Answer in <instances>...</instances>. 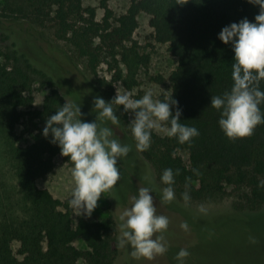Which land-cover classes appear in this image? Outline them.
<instances>
[{
	"label": "trees",
	"instance_id": "1",
	"mask_svg": "<svg viewBox=\"0 0 264 264\" xmlns=\"http://www.w3.org/2000/svg\"><path fill=\"white\" fill-rule=\"evenodd\" d=\"M100 5L104 9L101 21L97 9L85 7L84 0H0V38L6 43L0 47V119L11 134L29 117L26 131L32 140L11 151L18 188L10 196L11 212L0 222V264H78L82 259L89 264H114L121 248L111 217L76 220L67 201L38 185V180L52 171L57 157L71 162L50 143L51 134L47 138L42 134L46 119L64 100L56 89L61 58L43 45L40 29H49L54 38L67 41L97 76L105 58L115 61L127 49L140 26V14L148 13L154 40L167 44L177 58L170 76L171 92L160 99L172 96L177 100L181 122L195 126L200 134L191 144H181L175 137H163L152 130L149 148L136 149L138 158L155 169L160 182L163 170L173 169L179 202H185L184 192L189 194L188 200H203L222 195L227 185L233 186L239 200L234 216L226 219L238 218L248 234L242 212L264 208V188L258 187L264 180V123L257 125L251 136L230 140L218 125L219 112L210 106L211 96L230 90L233 83L234 53L230 44L217 38L218 33L242 18L254 21L259 6L248 0H131L126 12L116 16L108 0H101ZM137 55L144 64L150 61L149 56ZM123 56L127 60L128 55ZM36 81L53 92L42 109L22 112V108H33L29 92ZM97 82L109 86L105 79L97 78ZM126 84L132 88L135 83ZM259 87L264 91V79ZM116 106L128 121L130 113ZM260 108L264 112V103ZM131 140L135 147L132 132ZM179 151L188 153L187 163ZM171 206L187 220L192 218L180 203ZM78 240L86 249L75 245Z\"/></svg>",
	"mask_w": 264,
	"mask_h": 264
},
{
	"label": "rangeland",
	"instance_id": "2",
	"mask_svg": "<svg viewBox=\"0 0 264 264\" xmlns=\"http://www.w3.org/2000/svg\"><path fill=\"white\" fill-rule=\"evenodd\" d=\"M101 0H84V6H93L97 9V19L102 20L104 9ZM131 0H108V4L119 16L126 12ZM151 16L141 13L140 26L135 32L132 42L127 43V49L114 61L105 58L98 68V75H93L87 68V61L75 55L73 47L64 40L53 37L51 30L40 29L43 33V45L53 48L55 54L61 58L57 65V91L62 96L64 103L79 104L81 119L93 121L96 119L94 98L101 96L105 101H110L108 95L115 96L118 91L126 90L131 98H140L148 89L153 92V97L160 99L163 94H169L172 89L170 76L177 67V58L169 50L167 44H161L153 38V28L150 25ZM6 43L0 38V47ZM124 54L128 55L127 60ZM140 56H149L150 61L144 64ZM122 78H118V77ZM97 78L105 79L109 84L102 87ZM134 86L128 88L127 82ZM53 92L52 88L43 86L36 81L29 94L33 97V108H22V112L42 109L45 99ZM116 115L120 117L117 125L110 121L98 124L111 127L115 138L122 144H128L130 151L118 160L120 179L117 185L101 194L96 208L90 216L74 213L76 220L81 218L96 220L111 217L114 221L115 232L121 239L120 217L123 211L133 203L140 187H150L153 192V203L156 212L168 217L169 224L162 233L167 251L162 255H154L152 259L131 256L129 245L121 246L114 264H176V253L185 248L190 255L185 258V264H264V208L255 211L242 212L247 218L251 234L243 229V222L235 219H226L234 216V206L239 200L233 186L226 187L222 195L211 199L188 200L179 202L175 199L169 203L163 202L160 197L165 187L159 180L155 169L144 158L139 159V154L131 140L130 114L125 121L120 110L113 104ZM27 116L24 122L18 125L11 134L4 130L0 119V222L5 220L9 213L10 196L17 190L16 166L12 156V149L25 147L31 144L27 127ZM156 134L167 136L163 130L154 129ZM185 162L189 161L186 151H179ZM144 163V164H143ZM72 162H65L62 157H57L52 171L38 180L41 188L48 189L55 198L67 201L70 199L74 182L71 177ZM17 200V199H16ZM174 202L180 203L192 213V218L186 219L180 212L172 209ZM223 219V220H220ZM187 222L188 228L184 230L181 223ZM80 249H86L82 240L75 242ZM19 246V245H18ZM17 246V247H18ZM78 264H89L85 259Z\"/></svg>",
	"mask_w": 264,
	"mask_h": 264
},
{
	"label": "clouds",
	"instance_id": "3",
	"mask_svg": "<svg viewBox=\"0 0 264 264\" xmlns=\"http://www.w3.org/2000/svg\"><path fill=\"white\" fill-rule=\"evenodd\" d=\"M248 2L259 6L254 21L245 17L225 25L217 37L224 44H230L234 53L233 83L230 90L211 96L210 106L219 112L218 125L230 140L249 137L257 125L264 123V112L260 108L264 103V91L259 87L264 79V0ZM93 104L96 119L84 121L79 104L64 103L46 119L42 133L46 138L51 134L50 143L57 145L61 155L72 162L74 187L68 204L77 216H90L101 194L117 185L120 179L118 160L130 151L128 144H122L114 137L111 127L98 124V121L119 124L120 117L113 104L123 106V111L133 116L131 132L139 151L149 148L154 129L163 130L181 144H191L200 134L195 126L181 122L182 109L177 100L172 96L156 99L151 89L135 99L126 90L116 89L110 101L96 96ZM176 173H179L178 169ZM160 179L166 185L160 199L169 203L175 199L173 169L165 168ZM258 187L264 188V180ZM152 192L150 187H140L133 203L120 217V245H129L131 256L135 258L152 259L167 251L163 235L154 234L166 230L169 220L167 216L157 214ZM182 196L185 201L190 199L187 192ZM180 227L187 230V222L181 223ZM189 255L187 249L181 248L174 258L176 264H185Z\"/></svg>",
	"mask_w": 264,
	"mask_h": 264
}]
</instances>
